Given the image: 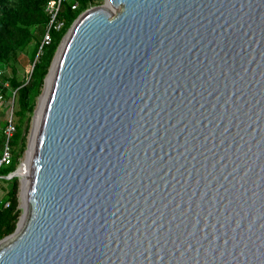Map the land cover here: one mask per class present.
Returning a JSON list of instances; mask_svg holds the SVG:
<instances>
[{
  "label": "water",
  "instance_id": "95a60500",
  "mask_svg": "<svg viewBox=\"0 0 264 264\" xmlns=\"http://www.w3.org/2000/svg\"><path fill=\"white\" fill-rule=\"evenodd\" d=\"M62 44L0 264H264V0H104Z\"/></svg>",
  "mask_w": 264,
  "mask_h": 264
},
{
  "label": "trees",
  "instance_id": "16d2710c",
  "mask_svg": "<svg viewBox=\"0 0 264 264\" xmlns=\"http://www.w3.org/2000/svg\"><path fill=\"white\" fill-rule=\"evenodd\" d=\"M50 0H0V69L11 67L12 76L4 77L0 81V95H7L9 89L4 85L10 82L12 90L15 91V101L19 107V115L22 120L26 119V125L21 128L16 124V132L11 139L4 129L7 120L1 122L0 129V162L4 153L5 145L12 149L11 161L6 164L0 163V181L9 183L8 199L9 205L0 202V240L13 233L19 219L18 209V178H8L19 164L25 148L27 147V132L31 122L35 100L42 91L44 80L49 72L51 62L56 50L72 23L86 9L103 3V0H62L58 18L64 20V26L53 31L52 42L42 47V54L35 61V53L40 49V38L49 23V15L46 11ZM75 5V7H73ZM34 40L35 49L31 57V63L25 76L18 77V66L14 63L20 51L28 48L29 43ZM47 47V51L45 48ZM44 55V56H43ZM35 62V65L32 66ZM1 76V75H0ZM16 114V112H15Z\"/></svg>",
  "mask_w": 264,
  "mask_h": 264
},
{
  "label": "rangeland",
  "instance_id": "374dc122",
  "mask_svg": "<svg viewBox=\"0 0 264 264\" xmlns=\"http://www.w3.org/2000/svg\"><path fill=\"white\" fill-rule=\"evenodd\" d=\"M103 2H104V0H103ZM65 37H66V34L63 36V38H62V40H61V42H60V44L56 50L54 58L51 62V66L49 68V73L45 77L44 85L42 87V91L36 97L33 113L31 116V122H30L28 132H27V147L25 148L22 156L20 157L19 164L17 165V167L15 169L17 171L18 175L13 176V177L18 178V180H17L18 181V193H17L18 198L17 199H18V209L20 210L18 222H19L20 218L22 219L24 214H25V206L23 204L24 203L23 202V190H24V184L26 182V181L24 182V176H25L24 173L21 171L19 172L18 169H19L20 165H22V163L28 159L29 151L31 149L32 136L34 134V130H35V126H36V119H37L38 112L40 111V107H41V101L45 96V92L47 91V84H48V80L50 77V73L52 72V69L54 68L56 58H57L59 51L63 45L62 42H63ZM34 49H35V43H34V40H32L29 43V46L26 50L19 52V54L16 58L17 61H16V63H14L15 66H18V77L19 78L20 77L23 78L25 76L26 70H28L29 64L31 63V57L33 55ZM46 51H47V47L45 48L44 52H46ZM42 52L43 51H41V49H39L35 53V61L42 54ZM0 75H1L0 81H1V79L4 78V77H2L3 75H5L6 77H11L12 76V68L10 66L9 67H7V66L2 67L0 69ZM2 81L4 82L5 87L9 90H7L8 91L7 95H5L4 97H0V129L2 127L1 122L7 120V125L5 126L4 131L8 137H10V136L12 137V135H14L16 132L17 122L20 124V126L22 128L26 125V119L25 118L23 119L24 122L22 120H20V118H22V114L19 115V113H18L19 107L15 101V91L12 90V88L10 86V82L5 81V80H2ZM15 112H16V114H15ZM9 125H12L10 127L12 129V135H10V136L7 133ZM11 137H10V139H11ZM11 155H12L11 147L9 145H5L4 153H3L1 160L4 163L8 164L11 161ZM4 156L7 157L6 160L3 159ZM10 175H8L7 177L9 178ZM9 186L10 185L8 182L0 181V202H4V204L6 206L9 205V200H7L8 199ZM18 222H17V225H18Z\"/></svg>",
  "mask_w": 264,
  "mask_h": 264
},
{
  "label": "built area",
  "instance_id": "2783aa9c",
  "mask_svg": "<svg viewBox=\"0 0 264 264\" xmlns=\"http://www.w3.org/2000/svg\"><path fill=\"white\" fill-rule=\"evenodd\" d=\"M61 3H62V0H50L47 3L46 11H47L50 18H49V23L44 30V34L40 38V41H41L40 49H41V51H42V47L47 46L52 42V39H53L52 32L58 31L64 26V20H60L58 18L59 11L61 8ZM73 7H75V5ZM0 97H3V96L0 95ZM11 126L12 125H9L8 132H7L9 134V136L12 135V129L10 128ZM3 159L6 160L7 157L4 156ZM1 162H3V161L1 160Z\"/></svg>",
  "mask_w": 264,
  "mask_h": 264
},
{
  "label": "bare ground",
  "instance_id": "6f19581e",
  "mask_svg": "<svg viewBox=\"0 0 264 264\" xmlns=\"http://www.w3.org/2000/svg\"><path fill=\"white\" fill-rule=\"evenodd\" d=\"M54 71L51 72V75L49 77V80H48V84H47V91L45 92V95L47 96V93H48V89L50 87V82H51V77L53 75ZM46 96H44V98L42 99L41 101V107H40V111L38 112V116H37V119H36V126H35V130H34V134L32 136V143H31V149L29 151V155L31 156L32 154V148H33V142H34V139L36 137V132H37V128H38V125H39V122L41 120V114H42V111H43V107L45 105V101H46ZM28 155V159L22 163V165H20L18 171L20 172H23L24 173V182L26 181L27 182V176H28V171H29V161H30V156ZM26 182L24 184V190H23V204L25 206V187H26ZM24 218V216H23Z\"/></svg>",
  "mask_w": 264,
  "mask_h": 264
}]
</instances>
